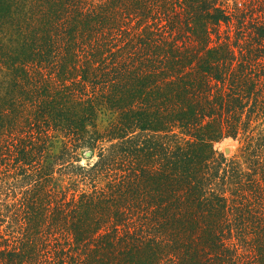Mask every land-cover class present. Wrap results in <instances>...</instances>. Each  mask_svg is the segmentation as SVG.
<instances>
[{"label": "trees", "instance_id": "1", "mask_svg": "<svg viewBox=\"0 0 264 264\" xmlns=\"http://www.w3.org/2000/svg\"><path fill=\"white\" fill-rule=\"evenodd\" d=\"M0 264H264V0H0Z\"/></svg>", "mask_w": 264, "mask_h": 264}, {"label": "rangeland", "instance_id": "2", "mask_svg": "<svg viewBox=\"0 0 264 264\" xmlns=\"http://www.w3.org/2000/svg\"><path fill=\"white\" fill-rule=\"evenodd\" d=\"M115 119V114L108 111V110H104L101 115L99 116V119H98V127L100 130L106 128L113 120ZM218 147L224 152L225 148H229L230 149V152L229 154H226V155H230L232 154L236 147H237V143L231 139H227L225 141H223L222 143H220L218 145ZM90 152V151H88ZM86 157V155H85ZM91 157V153H90V156L87 157V158H90ZM95 159V158H94ZM93 158L92 159H89L90 161H93L94 160ZM87 162V160L85 158L82 159V164H85Z\"/></svg>", "mask_w": 264, "mask_h": 264}, {"label": "water", "instance_id": "3", "mask_svg": "<svg viewBox=\"0 0 264 264\" xmlns=\"http://www.w3.org/2000/svg\"><path fill=\"white\" fill-rule=\"evenodd\" d=\"M229 152H230V149H229V148H225L224 153H225V154H229ZM85 155H86V157H89V156H90V152L87 151V152L85 153Z\"/></svg>", "mask_w": 264, "mask_h": 264}]
</instances>
